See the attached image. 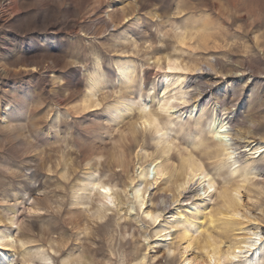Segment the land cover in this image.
I'll use <instances>...</instances> for the list:
<instances>
[{
    "label": "rangeland",
    "instance_id": "1",
    "mask_svg": "<svg viewBox=\"0 0 264 264\" xmlns=\"http://www.w3.org/2000/svg\"><path fill=\"white\" fill-rule=\"evenodd\" d=\"M184 32H200L195 49L179 44ZM167 57L194 68L218 61L216 72L175 71L171 79L183 75L206 88L204 100L222 102L245 137L264 139V0H0V264H202L209 236L226 251L233 239L254 232V264H264V155L249 165L245 184V164L220 167L198 145L196 119L179 122L172 150L161 158L169 174L146 207H167L162 218H146L123 194L138 159L161 149L136 106L118 119L114 110L143 100L155 112L158 100L149 96H162L167 71L156 60L164 67ZM127 62L138 76L130 89L118 79ZM169 119L163 113L160 123ZM203 139H211L208 128ZM189 156L216 180L217 192L199 197L200 187L190 201L175 202V181ZM95 173L117 186L115 207L103 220L93 218L95 203L74 199ZM238 185L245 186L237 195L240 217L225 226L217 221L219 192ZM248 255L220 264H245Z\"/></svg>",
    "mask_w": 264,
    "mask_h": 264
},
{
    "label": "bare ground",
    "instance_id": "2",
    "mask_svg": "<svg viewBox=\"0 0 264 264\" xmlns=\"http://www.w3.org/2000/svg\"><path fill=\"white\" fill-rule=\"evenodd\" d=\"M116 12L117 11L114 10L113 14H116ZM106 14L110 16V13ZM199 33L200 32L189 34L184 32L178 36V42L182 46L189 45L190 48L195 49L191 44L192 42L195 43V40L202 41L199 37ZM217 63L218 61H216L215 65L211 63L201 68H194L189 63L180 61V58L167 57L166 66L162 67L161 59H157L155 67L157 66L159 69H167V71L169 67L180 69L184 72L200 71L199 75H205L208 73L205 71L206 69L210 72H216ZM167 71H165L159 81L161 87L160 93H162V96H149L151 103L158 100L155 112L147 111L149 102L147 103L143 100L140 102L125 101L121 109L114 110L116 111L114 117L115 119H118L122 116L123 112L132 111L134 106H136L141 114L142 125L145 128L153 129L157 136L156 145L158 149H161L159 152L160 155L155 157L154 155L145 152L144 160L138 159L136 176L131 179L130 188H125L123 190V194L127 201L132 202L135 207H138L143 214H145L146 218L151 216L149 219L153 222H158L162 218V214L166 212L168 208L164 207L160 209L162 212H154L151 208L146 207V205L152 202V192L158 189L159 182L169 174L168 163L162 161L161 158L172 150L173 141L171 133L183 119L189 117L190 119L197 120L195 122L197 135H195L194 138L198 141L199 146H205L207 151L213 153L220 160V167H224L226 164H230L234 167L245 164L241 175L245 184L248 182L249 165L252 161L264 155V139L256 142L255 140H250V138L245 137L242 133V127L239 128V125H236L237 121L235 120V117L232 116V112H228V109L221 106L222 102H219V100L214 102L213 99L207 101L204 100L208 98L206 88L197 86L192 79H188L183 75L177 77L176 80H172L171 76L175 71ZM239 72H242V76L244 75L243 71L240 70ZM135 74L136 67L131 62L121 64L118 67V79L120 82L125 81L129 89L132 88V84L138 77H136ZM96 83H98V81H95V85L92 86L93 88L96 86ZM207 86L210 87L211 84L208 83ZM87 99H90L89 95L87 96ZM87 102H85V104ZM208 110H211L209 117H207ZM163 113L170 115L171 119L166 123L161 124L160 117ZM204 121L205 124H203ZM206 128H208V134L211 137L209 140L211 141V144H209V141L203 139V134ZM254 128L255 125L251 126L249 134H252ZM242 143H245V145L241 146ZM244 156H248L247 159L244 160ZM232 173L234 172L232 171ZM95 174H91L87 178V181L84 182L83 186L81 185L82 187H80L81 189L79 190L85 194L83 196H81L82 194H79L78 196L77 193H75L74 199L76 204L92 205L95 203L93 218L103 220L107 218L108 211L113 210L115 207L117 186L105 183L99 175ZM192 186H196V189L192 190ZM200 187H203V195L198 194L200 192L198 190ZM103 189H110V192L106 193ZM175 189L177 193L175 202L190 201L191 199L189 197L191 194L193 195V193H197L199 197H210L214 192H217V182L201 162H198L192 156H189L182 159L179 176L175 181ZM209 189H211V191ZM242 189H245V186L238 185L233 189L225 187L219 192V198L221 199L222 204L221 207L223 209L221 210L222 212L220 215L223 218H219L217 221H222L225 226L231 227L235 223L236 218L240 217L239 209L241 203L237 195L240 194ZM163 203H165L164 200H162V204ZM195 205V200L189 204V206ZM175 215L179 214L174 213L172 217L174 218ZM4 238L5 236L0 234V243ZM258 244L259 233L254 232L247 234L240 239H233V241L230 242L228 249L224 251L222 250L221 244L212 240L209 236L201 244V249L206 256L205 262L202 264H220L223 260L236 261L244 253H249L248 257H246L245 264H254L259 261V256L256 251ZM14 256L13 253H10L9 255H4V258L10 260L14 258ZM37 256L42 261L48 260L44 253H37ZM232 257H235L236 259H232ZM76 264L87 263L77 262ZM139 264H144L143 260Z\"/></svg>",
    "mask_w": 264,
    "mask_h": 264
},
{
    "label": "snow or ice",
    "instance_id": "3",
    "mask_svg": "<svg viewBox=\"0 0 264 264\" xmlns=\"http://www.w3.org/2000/svg\"><path fill=\"white\" fill-rule=\"evenodd\" d=\"M169 72H172V71H181L180 69H173L171 67H169L168 69ZM211 191V189H209ZM103 191H105L106 193L107 192H110V189H103ZM149 218H151V216H149ZM232 259H236L235 257H232Z\"/></svg>",
    "mask_w": 264,
    "mask_h": 264
}]
</instances>
